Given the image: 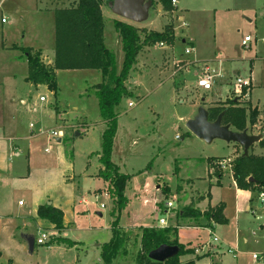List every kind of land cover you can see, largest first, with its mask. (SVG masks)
<instances>
[{"label": "rangeland", "instance_id": "374dc122", "mask_svg": "<svg viewBox=\"0 0 264 264\" xmlns=\"http://www.w3.org/2000/svg\"><path fill=\"white\" fill-rule=\"evenodd\" d=\"M177 1L175 19L172 12L165 11L157 0H153L148 19L143 23L131 22L115 15L109 6L103 7L109 47L116 55L117 73L121 72L124 52L113 25L115 20L130 23L146 32L176 30L172 51L163 42L164 49L158 43L140 52L126 82L133 96L124 98L116 108L118 129L112 162L121 173L130 175L131 180L126 190L128 205L120 217V229L128 237L127 254H119L113 264H138L142 230L159 227L161 218H166L167 226L197 225L193 221L189 223L192 218L187 212L195 210L202 197L198 194L200 192L186 186L193 180L197 186L194 189L201 193L207 191L208 183L203 179L207 177V159L218 157L226 162L228 159L233 161L235 153L233 144L224 140L216 139L211 143L200 140L187 128V123L203 106L207 110L223 108L230 101L239 100L234 91L238 78L251 81L247 97L241 98V105L258 108L260 112L254 132L257 136L264 135V0ZM178 16H184L185 20L179 21ZM248 36L252 42L245 47L242 42ZM189 38H193V43ZM21 46L16 45L15 49L22 55L26 48L31 49ZM187 49L190 54L186 53ZM205 65L209 66L210 73L219 75L209 91L198 87V81L205 74ZM57 83V96L46 87L19 86L12 103L21 132L49 134V145L64 147L68 155L73 151L77 171L94 174L101 168L102 138L106 130L94 89L102 83V75L96 70H59ZM41 97L46 101L42 102ZM21 100L26 103L22 104ZM129 103L134 106L130 107ZM53 132L60 136H52ZM254 132L249 131L252 135ZM58 138L62 139L61 143ZM256 153H261L259 147H256ZM226 175L224 184L230 188L229 169ZM178 185H182L179 193L175 192ZM165 186L171 188L169 195L164 194ZM214 191L215 196L217 192L220 194L219 189ZM228 193L227 200L232 197ZM259 194L253 192L252 198ZM167 203L173 206L169 208ZM96 206L89 207V221L83 219L75 226L78 231L75 229L76 233L71 232L69 236L82 243L79 250L63 253L56 247L52 252L46 246L36 244V252L28 256L38 264H101L97 245L109 242L113 237L114 205L109 197H102ZM254 210L255 225L260 226L264 223V205L260 200ZM210 237L204 228H181L179 240L186 246H198L209 241ZM253 239H259V243L250 248L249 256L240 257L237 252L233 253L239 257L238 264H258L252 260V254L264 253V232L257 231ZM231 255L227 254L229 262ZM197 258L195 254H189L182 256L181 261L196 259L197 264H212L207 258Z\"/></svg>", "mask_w": 264, "mask_h": 264}, {"label": "crops", "instance_id": "0c3cea01", "mask_svg": "<svg viewBox=\"0 0 264 264\" xmlns=\"http://www.w3.org/2000/svg\"><path fill=\"white\" fill-rule=\"evenodd\" d=\"M76 3L77 0H0V264H38L28 256L36 252L37 243L35 241L33 253H29L28 245L22 238L25 234L37 238L40 232H48L51 238L42 246H46L47 250L52 252H55L53 249L56 247L63 253L74 249L79 250L82 243L75 237L69 238L71 232L76 233L75 229L78 231L75 226L81 224L83 219L87 218L89 221V207H97L102 197L108 198L106 183L99 177L102 166L94 174L77 171L73 151H70L71 155H68L64 147L49 145V134H22L19 120L13 111L12 102H15L13 96L17 95L19 86L26 84L32 89L46 87L44 85L35 87L26 81L28 63L25 56L16 50L15 46L22 47L23 45L34 51H40L43 54V61L48 65H53L55 60V13L60 9L71 8ZM174 8L172 13L175 19L178 15L177 5ZM160 13L158 10L159 15ZM3 17L7 19L6 23L1 22ZM178 20L184 21L185 17L178 16ZM119 41L121 42L120 37ZM183 42L185 43L186 39ZM189 42L193 43V38H189ZM106 43L109 46L107 29ZM173 46L174 43L168 45L171 51ZM189 68L190 65L187 69ZM207 69L210 70L209 66L205 65V70ZM58 72L59 70L57 74ZM21 103L26 102L21 100ZM254 129L255 125L252 127L253 132ZM61 141L62 139L58 138V143ZM231 144L234 146L235 159L236 153L240 154L243 147L239 144ZM256 147H259L258 143H255L250 151L256 155H263L262 149H260L261 153H256ZM223 160L218 157L207 159V177H203L208 183L207 191L201 193L200 190L194 189L197 186L193 180L189 181L186 187L194 192H200L198 194L200 198L202 197L195 210L204 213L209 208L221 205L225 222L219 224L203 217L189 219L190 224L191 221L197 224L193 227H179L177 224L166 227H173L177 230L178 242L187 249L194 250L195 257L207 258L212 264H228L231 261L238 264L239 257H235L233 253L237 252L240 257L249 256L250 248L256 247L259 243V239L256 241L253 239L257 231L264 232V223L260 226L255 225L254 206L260 194L252 198L254 191L239 189L233 179L229 164L226 163L225 169L216 165L217 161ZM228 169L229 179L232 181L230 188L224 184ZM180 186L182 185L177 186L175 192L179 193ZM165 187L171 191L170 187ZM215 189L220 190L217 196H215ZM228 192L232 196L229 200L225 198ZM44 205L53 206L64 213L62 230H57L55 225L38 216L39 208ZM99 215L102 216V213ZM181 228H204L208 230L209 235L210 232L215 235L217 232L216 236L220 241L212 243L210 237L209 241L202 242L198 246H186L179 240ZM84 229H86L85 226ZM109 242L98 243L100 258L102 246ZM197 249L201 251L196 253ZM227 254H232L230 262L227 260ZM100 263L103 264L102 260Z\"/></svg>", "mask_w": 264, "mask_h": 264}, {"label": "trees", "instance_id": "16d2710c", "mask_svg": "<svg viewBox=\"0 0 264 264\" xmlns=\"http://www.w3.org/2000/svg\"><path fill=\"white\" fill-rule=\"evenodd\" d=\"M112 0H77L75 6L57 10L55 13V60L53 65L46 64L40 51L25 49L24 56L28 63L26 81L35 87L44 85L55 96L59 93L57 83L58 70H96L102 75V83L95 86V95L99 101L102 120L106 130L102 138V152L99 171L106 183V193L113 201L112 240L102 246L101 260L103 264H113L119 254L126 255L127 235L120 229V217L127 208L126 190L131 180L129 175L120 172V168L112 162L113 146L118 129V114L116 108L124 98H131L133 93L126 86L130 73L137 64L140 52L146 47L165 42L172 45L175 42L174 28L163 32H146L140 28L121 21L113 22L124 52V60L120 73L116 71V55L106 43V25L103 7ZM167 12L174 11L172 0H157ZM143 33V36L141 35ZM24 49V48H22ZM246 92V91H245ZM244 92V94H245ZM244 98L242 97V100ZM241 98L228 103L227 107L212 108L209 120L214 122L223 113V125H230L239 133L251 131L258 120V108L242 106ZM247 103V102H246ZM264 151V139L258 142ZM230 163L233 179L239 189L258 193L264 192V154L256 155L249 151L248 155L237 154ZM251 178L253 181H251ZM170 190L165 188L164 194ZM190 218H208L219 224L224 223L223 207L209 208L201 213L191 209L187 212ZM38 216L55 225L57 230L63 229L64 213L53 206L44 205L39 208ZM177 230L171 227H145L140 237L141 250L138 264H197L196 259L182 262L181 257L193 254L194 250L186 249L178 242ZM74 244V243H71ZM168 245L177 246L179 253L164 263L151 260L149 254L157 248ZM198 259V258H197Z\"/></svg>", "mask_w": 264, "mask_h": 264}, {"label": "water", "instance_id": "95a60500", "mask_svg": "<svg viewBox=\"0 0 264 264\" xmlns=\"http://www.w3.org/2000/svg\"><path fill=\"white\" fill-rule=\"evenodd\" d=\"M110 10L117 16L134 23H143L148 19V13L153 6V0H112L108 4ZM205 102V99H203ZM223 113L217 120H209V111L203 106L198 114L187 123V128L199 139L208 143L221 139L229 143L239 144L243 147L245 155L249 154L250 148L258 143L262 136L251 135L247 130L239 133L230 125H223ZM251 181L253 179L251 178ZM29 253H33L36 238L33 235H23ZM177 246L163 245L149 254V258L155 262L164 263L179 253Z\"/></svg>", "mask_w": 264, "mask_h": 264}, {"label": "built area", "instance_id": "2783aa9c", "mask_svg": "<svg viewBox=\"0 0 264 264\" xmlns=\"http://www.w3.org/2000/svg\"><path fill=\"white\" fill-rule=\"evenodd\" d=\"M172 3H173L174 6H176L177 0H172ZM1 22L2 23H6L7 19L4 18V17L1 18ZM262 41L264 42V39H262ZM250 42H252V38L250 36H248V37H246L243 40L242 44H243V46L247 47ZM158 46L163 48L164 47V43H161V44L159 43ZM186 53L190 54L191 51L187 49ZM218 76L219 75H214V74L210 73V70H208V69L205 70L204 76L198 81V87L203 89V90H205V91L211 90L213 85H214V83H215V80H216V78ZM250 86H251V81L250 80H244L242 78H238L236 80L235 90L234 91L239 96L238 99H240L242 97L243 98L247 97L249 89H250ZM244 92H245V94H244ZM40 100L42 102L46 101V99L44 97H41ZM129 106L132 107V106H134V104L130 103ZM31 127H32V125H31ZM51 135L54 136V137H59L60 136V134H57V132H53ZM231 162H232L231 160H228V162H226L224 160L223 161H217L216 165L219 166L221 169H225V167L227 165L226 163H228L229 166H231V164H230ZM107 197H108V195H107ZM259 197H260L259 200H260L261 204L264 205V192L260 193ZM166 205L169 208H171L173 206L172 203H167ZM102 207H104V205H102ZM159 222H160V226L161 227H166L167 226L166 218H161L159 220ZM210 235H211V242L212 243H218L220 241V239L213 232H210ZM49 238H51L50 234L48 232H44L43 231V232H41L39 234V237L36 238V243L39 244V245L45 244V242ZM200 251H201L200 249L199 250L197 249L196 253H199ZM230 252H232V251L230 250ZM252 260L255 263H258V264H264V253H253L252 254Z\"/></svg>", "mask_w": 264, "mask_h": 264}]
</instances>
